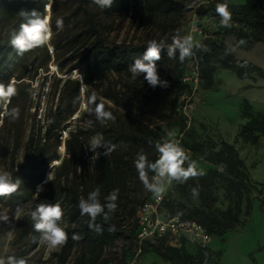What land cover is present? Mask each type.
<instances>
[{
  "label": "rangeland",
  "instance_id": "374dc122",
  "mask_svg": "<svg viewBox=\"0 0 264 264\" xmlns=\"http://www.w3.org/2000/svg\"><path fill=\"white\" fill-rule=\"evenodd\" d=\"M55 1L56 8L53 9ZM173 1L182 2L185 8L177 13L158 11L150 20L152 12L143 3H137L131 10L119 13H108L95 5L93 0L85 7L93 11L99 29L111 40L148 42L163 39L171 42L174 32L168 24L175 19L182 35H192L194 42L205 46L214 40H223L237 58H252L261 64L264 71V43L238 39L233 33L226 32L228 27L221 25L216 5L224 0H195L193 4L187 0ZM243 1L227 0V3ZM261 1L264 9V0ZM197 4L211 8L205 14L198 15L195 10ZM45 5H48L44 14L50 18L52 39L47 46L27 52L30 59H37L35 64L29 65L27 77L24 78V98L16 100L10 108L8 103H0V168L12 174L13 167L24 158L25 145L32 139L35 143H46L43 162L36 170V175L43 174V180L33 185L34 180L23 176L22 184L13 198L0 196V210L7 211L10 217V223L0 222V257H24L30 264H73L75 250L66 260H62L59 256L62 247L51 250L34 242L38 240L39 233L32 228L30 211L41 202L42 194L51 189L48 184L55 177L58 179L57 185L52 188H62L66 179L69 184L74 180L82 185L93 182L96 154L88 145L92 137L101 136V124L90 116L88 109L92 105L89 101L95 94L96 103L99 99L115 118L117 115L124 117L130 113L129 110L105 97L104 91L109 86L122 89L126 83L134 80L131 74L114 72L103 76L96 85H88L81 70L72 66L83 53L66 54L63 49L58 51L55 44L61 37L75 36L80 26H83L85 11H76V0H46ZM57 19L63 20L61 33L53 28ZM3 23L2 18L0 39L9 44L11 33H7L8 26ZM230 23L233 24L232 20ZM47 51L49 60L37 67L38 62L46 59ZM185 62L181 71V62L178 60L176 64L175 61L174 65L178 69L172 68L171 89L165 91L169 99H174L175 95L180 96L176 105L182 119L175 116L155 118L152 126L159 134L160 141L166 137L167 131L175 132L182 147L198 162L206 175L191 178L186 183L174 182L164 194L160 214L165 217L178 215L195 219L210 228L212 233L209 245L202 247L183 234L157 235L140 243L134 234L127 233L105 249L100 264H125L136 253L138 264H171L154 250V245L170 248L180 255V263L185 259L191 264L193 259L195 264H264V210L260 208V185L254 182L264 181V135H259L255 144L243 141L238 135L241 126L249 119L246 113L256 114L250 104L246 106V101L264 112V79L255 73L242 79L230 69L218 68L214 73L213 85L205 89L194 59L189 58ZM60 65L64 66L62 70ZM12 81H17L15 76L0 78V83L5 85ZM258 81L263 83L261 87H244L247 82ZM60 103L67 108L77 105L78 109L63 121L61 126L64 130L60 132L59 138L54 134L47 136V115L50 109H55ZM12 108L19 109L18 119L12 120L6 115ZM262 117L259 115V118ZM88 120L93 123L89 125ZM208 139L215 143L212 148ZM221 140L234 145L239 157L243 159L242 167L233 172L226 168L219 171L218 165L204 158L202 151L217 150ZM195 142L199 143V150L191 148ZM65 161L67 165L63 168ZM50 174L51 180L48 179ZM194 187L199 190L197 198L192 196ZM125 194L137 210L150 192L144 189L136 173L125 179ZM18 207L23 211L15 218L14 213ZM67 220L64 216L61 225L64 229L68 226ZM220 229L223 232L218 234Z\"/></svg>",
  "mask_w": 264,
  "mask_h": 264
},
{
  "label": "trees",
  "instance_id": "16d2710c",
  "mask_svg": "<svg viewBox=\"0 0 264 264\" xmlns=\"http://www.w3.org/2000/svg\"><path fill=\"white\" fill-rule=\"evenodd\" d=\"M90 0H76L78 3L76 11L83 9L85 11V20L83 26L72 38L61 37L55 42L58 51L65 50L66 54L77 52L83 53L72 66L79 68L84 75V81L92 86L96 85L99 79L110 73L131 74L128 71L129 66L134 62L135 58L142 56L146 50L147 42H132L121 41L117 42L109 39L104 35L98 26V20L92 10L86 8V4ZM193 4L195 0H187ZM46 0H0V19H4V26H8V32L11 33L14 29L19 28L22 23V18L18 15L21 10L31 12L36 10L43 13L45 10ZM56 1L52 4V8H56ZM137 3L146 4L151 10L150 19L154 18V14L158 11H173L185 8L180 1L173 0H114L111 8L104 9L108 13H119L129 11L132 7L137 6ZM229 11L232 14L233 24L226 29V32L233 33L238 39H246L250 42L264 43V9L261 0H244L240 3H228ZM208 8L203 4H197L195 10L198 15H203ZM177 20H172L168 24L172 32L179 29L180 26ZM53 28L57 33H61V29H57L56 24ZM182 34V33H181ZM64 36V35H63ZM63 41V42H62ZM8 41L0 39V78L8 79L15 76L16 95L11 98L7 104L9 108L12 104L21 98L23 95L24 78L27 77L28 67L30 64H35V60L30 59L27 52L19 56L12 48ZM62 42V43H61ZM166 44L171 42L165 41ZM207 48L209 51L194 49V55L191 57L197 62V72L199 78L203 82V88L208 89L213 85L214 73L218 68H227L236 74L239 78H248L255 73L264 79V71L261 66L246 59L237 58L233 50L227 54L226 49H231L223 40L212 41ZM60 54H58L59 56ZM161 60L157 62L158 73L163 80H167L169 86L167 88L156 87L151 88L143 79V75L136 80L126 83L122 89L109 86L104 91V96L110 98L115 104L124 106L129 110V114L121 117L117 115L115 122L108 121L101 125L100 132L105 142L114 145V150L107 156L103 155L105 149L98 148L94 159V171L92 175L93 182L83 185L76 180L72 184L64 180L65 185L62 188H52L57 185V177L49 182L51 189H48L42 194L41 202L59 203L64 211V216L68 220L65 231L68 233V240L62 246V251L59 256L62 260H66L69 255L75 253L73 264H100L108 246H111L118 237L134 234L137 239L138 223L134 217L136 207L130 201V197L125 194V179L137 173L135 168V158L138 152L143 151L147 154L150 161H155L158 158V153L155 151V143L160 141V136L154 129L155 118L165 116H175L182 119V114L177 110L176 102L180 96L175 95L174 99H169L165 91L171 89V73L172 68L178 69L176 66L178 58L169 59L167 51L162 50ZM47 51L46 59L38 62L37 67L43 66L49 60ZM176 61V64L174 65ZM185 63H181L180 70L182 71ZM22 64V65H21ZM19 65L21 67H19ZM61 70L64 68L60 65ZM187 86V85H186ZM66 99V98H65ZM97 99V98H96ZM64 100V97H63ZM97 103H103L97 99ZM246 106L249 103L246 101ZM248 104V105H247ZM78 106L72 108L63 107L62 103L58 104L55 109H50L47 115L46 135H56L58 138L60 132L64 130L62 127L63 121L68 119ZM8 111V110H7ZM249 119L241 126L238 135L243 141L257 143L259 135H264V116L259 118V115L246 113ZM185 125V124H184ZM211 142V148L215 145ZM70 147V145H68ZM199 143L195 142L191 146L193 150H199ZM46 143H35L29 140L25 145L24 158L21 163L12 169L13 179L16 177L22 180L23 176L30 177L33 185L43 180V174L36 175V170L43 162ZM70 149V148H69ZM203 156L210 162L233 172L243 166V159L239 157L234 145L226 140L219 142L217 150L210 149L202 151ZM67 162L62 164L65 168ZM262 194L264 181L258 183ZM97 186L101 189L100 199L103 202L104 197L113 189H119L118 209L112 219L104 222L101 217L97 218L98 223L104 226L103 234H97L89 229V217L81 216L78 207L81 198H87L90 191ZM57 187V186H56ZM14 195V194H13ZM13 195L10 198H13ZM150 193L144 200L150 197ZM260 202V208L264 205ZM17 203V202H16ZM109 225L115 226L114 232H109ZM208 233H212L211 229L203 225ZM222 229L218 232L221 234ZM76 233L82 238L73 240L72 235ZM154 250L163 258L169 260L171 264H189L183 260L179 262L180 255L175 254L170 248H164L160 245H154ZM193 258V257H192ZM191 264H195L192 259Z\"/></svg>",
  "mask_w": 264,
  "mask_h": 264
},
{
  "label": "clouds",
  "instance_id": "9594fccd",
  "mask_svg": "<svg viewBox=\"0 0 264 264\" xmlns=\"http://www.w3.org/2000/svg\"><path fill=\"white\" fill-rule=\"evenodd\" d=\"M93 3L101 9L111 8L114 0H93ZM192 7V5H188ZM48 5L45 10L40 13L36 10L31 12L21 10L18 15L22 18V23L18 29H14L10 34L9 44L19 56L38 47L47 46L52 39V29L50 26V18L44 14L47 12ZM216 13L220 17V23L224 27L231 26L232 14L229 11L227 0L216 5ZM57 29H63V20H56ZM242 44L243 41L241 40ZM167 51L169 59L177 57L181 63L194 55V49L209 51L207 46L194 42L192 35H182L179 29L171 35V43L166 44L165 40L156 39L149 40L146 50L142 56L135 58L134 62L129 66L128 71L131 78L136 80L143 75L144 81L155 89L156 87L167 88L169 83L167 80L161 79L158 73L157 62L161 60L162 50ZM232 49H226L227 54ZM16 95L15 82H9L7 85L0 83V103H10L11 98ZM89 103L92 105L88 111L90 116L101 125L108 121L115 122V116L103 103H96L95 94L92 95ZM6 115L12 120L19 118V109L12 108ZM87 123L91 125L92 120ZM89 148L93 153H97V149L103 147L105 149L103 155L107 156L114 150V145L105 142L100 135L92 137ZM155 151L159 154L155 161H150L143 151L137 153L134 164L144 189L152 193L156 199H161L165 192L172 184L186 183L191 178L202 177L206 172L198 166V162L193 160L191 156L182 147L177 139L175 132L167 131L166 137L162 141L155 143ZM219 171L224 170V166L218 167ZM151 173V175H149ZM51 180V174L48 176ZM22 180L18 177L13 179L10 171L0 168V196L8 197L18 192ZM42 190V189H39ZM199 195L198 187L192 188L193 198ZM101 189L97 186L90 191L87 198L79 200V210L81 216L89 217L88 227L97 234H103L104 226L97 222V218L101 217L104 222L112 219L118 209L119 189H113L104 197L102 202L100 199ZM23 209L18 207L14 213V217L18 218ZM32 228L39 233L38 240L34 242L43 245L48 249L57 250L62 247L68 240V233L61 226L64 211L59 203L40 202L30 211ZM0 222L10 223V217L7 211L0 210ZM109 232L115 231L114 225H109ZM82 237L74 233L73 240H79ZM0 264H30L29 260L15 255H9L7 258L0 257Z\"/></svg>",
  "mask_w": 264,
  "mask_h": 264
},
{
  "label": "built area",
  "instance_id": "2783aa9c",
  "mask_svg": "<svg viewBox=\"0 0 264 264\" xmlns=\"http://www.w3.org/2000/svg\"><path fill=\"white\" fill-rule=\"evenodd\" d=\"M195 68L197 70L196 60ZM163 201L164 195L161 199H156L151 195L138 206L134 217L138 223L137 240L140 243L157 235L183 234L202 247L209 245L211 234L200 222L195 219L182 218L178 215L168 217L161 215L160 208ZM138 263V253H136L125 264Z\"/></svg>",
  "mask_w": 264,
  "mask_h": 264
},
{
  "label": "crops",
  "instance_id": "0c3cea01",
  "mask_svg": "<svg viewBox=\"0 0 264 264\" xmlns=\"http://www.w3.org/2000/svg\"><path fill=\"white\" fill-rule=\"evenodd\" d=\"M258 44H259V46H261V45H260L261 43H258ZM262 48H264V47H262ZM262 55H264V53H263ZM246 59H250L249 61H251V62L256 61V60H253L252 58H246ZM262 59H264V57H263ZM256 62H257V65H260V66H261V64H260L258 61H256ZM256 62H255V64H256ZM248 78H249V77H248ZM242 79H246V78H242ZM261 84H263V83L260 82V81H258V82H256V83H254V82H252V83L247 82V83H245L244 87H250V86H258V87H261V86H262ZM253 88H254V87H253ZM249 104L251 105L252 109L254 110V112H255L256 114L264 116V112H262V111L256 109V108L253 106V104H251V103H249ZM254 182L258 184V181H257V180H254ZM263 191H264V188H263V190H262L261 200H260V201H263L262 203H263V205H264V192H263Z\"/></svg>",
  "mask_w": 264,
  "mask_h": 264
}]
</instances>
